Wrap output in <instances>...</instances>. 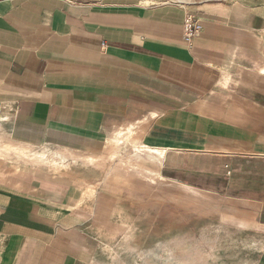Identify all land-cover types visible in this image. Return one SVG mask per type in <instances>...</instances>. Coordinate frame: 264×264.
Masks as SVG:
<instances>
[{"label": "crops", "instance_id": "0c3cea01", "mask_svg": "<svg viewBox=\"0 0 264 264\" xmlns=\"http://www.w3.org/2000/svg\"><path fill=\"white\" fill-rule=\"evenodd\" d=\"M0 143V264L182 258L188 184L264 153V0H0Z\"/></svg>", "mask_w": 264, "mask_h": 264}, {"label": "rangeland", "instance_id": "374dc122", "mask_svg": "<svg viewBox=\"0 0 264 264\" xmlns=\"http://www.w3.org/2000/svg\"><path fill=\"white\" fill-rule=\"evenodd\" d=\"M188 2L192 0H163ZM194 158H191L193 163ZM234 167L225 174V178L197 180L188 184L186 190V224L189 229L197 228L196 237L201 240L209 230H229L243 240H264V153H238L230 157ZM196 160V165L206 162ZM229 169V168H227ZM226 169V170H227ZM184 206L181 205V209ZM189 232V231H188ZM115 248V247H114ZM113 249V248H112ZM120 255L127 261V250L123 247L111 251L112 256ZM243 255L242 253L240 254ZM255 264H264V253L254 254ZM128 264H137L135 261ZM237 263V261H235ZM232 264V261H229Z\"/></svg>", "mask_w": 264, "mask_h": 264}, {"label": "bare ground", "instance_id": "6f19581e", "mask_svg": "<svg viewBox=\"0 0 264 264\" xmlns=\"http://www.w3.org/2000/svg\"><path fill=\"white\" fill-rule=\"evenodd\" d=\"M6 145L0 143V155H2V150L8 151L12 148ZM17 150L18 152H22L19 151V149ZM25 151L24 154H26ZM31 154V157L34 159L49 163L53 167L62 165L59 158L54 160L47 159L45 153ZM177 251L183 255L182 258L176 259L170 263L151 262L149 264H229V261H232V264H255V259L252 256L254 254L264 253V240H243L242 237L235 235L233 231H219L213 229L204 232L201 240L186 239L184 247H180ZM241 253L243 254L242 256L240 255ZM235 261H237V263Z\"/></svg>", "mask_w": 264, "mask_h": 264}, {"label": "built area", "instance_id": "2783aa9c", "mask_svg": "<svg viewBox=\"0 0 264 264\" xmlns=\"http://www.w3.org/2000/svg\"><path fill=\"white\" fill-rule=\"evenodd\" d=\"M201 26L195 16L188 14L183 22V39L189 44L200 33Z\"/></svg>", "mask_w": 264, "mask_h": 264}]
</instances>
